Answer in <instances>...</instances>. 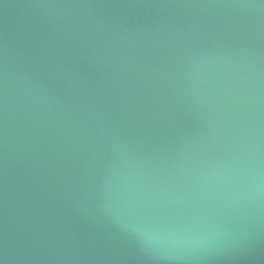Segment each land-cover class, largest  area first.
I'll list each match as a JSON object with an SVG mask.
<instances>
[{
    "label": "water",
    "instance_id": "water-1",
    "mask_svg": "<svg viewBox=\"0 0 264 264\" xmlns=\"http://www.w3.org/2000/svg\"><path fill=\"white\" fill-rule=\"evenodd\" d=\"M0 264H264V0H0Z\"/></svg>",
    "mask_w": 264,
    "mask_h": 264
}]
</instances>
